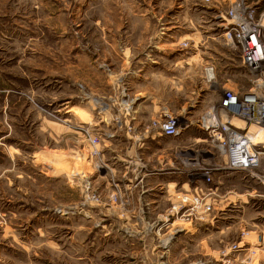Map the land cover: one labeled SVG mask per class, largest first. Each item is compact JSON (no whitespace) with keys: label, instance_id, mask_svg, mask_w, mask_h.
I'll use <instances>...</instances> for the list:
<instances>
[{"label":"rangeland","instance_id":"obj_1","mask_svg":"<svg viewBox=\"0 0 264 264\" xmlns=\"http://www.w3.org/2000/svg\"><path fill=\"white\" fill-rule=\"evenodd\" d=\"M248 1L259 17L264 0ZM229 5L0 0V264H263L264 198L247 193L264 185L247 172L214 165H224L225 158L207 152L216 151L198 126L204 111L218 105L222 86L247 89L257 77L225 35L229 24L222 14ZM208 64L215 67L216 89L205 79ZM152 82L168 101L155 103L159 108L147 126L164 113L190 120L197 112L190 126L202 139L186 135L184 155L217 168L209 187L218 196L215 225L159 221L177 198L164 199L163 209H141L137 187L134 203L124 202L136 209H118L110 198L113 180L123 187L135 176L136 159L154 170L137 145L121 169L101 148L117 132L133 143L136 134L145 139L132 116L135 95ZM167 143L176 146L173 139ZM179 169L186 170L183 162ZM88 187L101 204L88 198ZM235 243L241 248L229 251Z\"/></svg>","mask_w":264,"mask_h":264},{"label":"built area","instance_id":"obj_2","mask_svg":"<svg viewBox=\"0 0 264 264\" xmlns=\"http://www.w3.org/2000/svg\"><path fill=\"white\" fill-rule=\"evenodd\" d=\"M258 10V7L253 6L248 0H230L228 10L222 14L229 24L225 35L233 45L238 46L243 65L257 77L251 80L252 85L247 89L237 84L222 86L218 105H213L204 111L198 121V126L207 133L206 139L211 141L216 151L208 150L207 152L213 158L217 155L225 158L224 165L218 163L214 165L224 170L247 172L250 179L264 185V140H261L260 136L261 131L264 130V12L257 17ZM183 45L187 47L188 42H184ZM204 71L209 87L211 89L219 87L215 67L208 64L204 67ZM190 124L191 121L182 115L164 113L146 127V132L151 135L177 137ZM131 130L132 127L129 128V131ZM143 139L136 134L135 141L139 143ZM90 141L95 145L92 138ZM186 150L183 151L186 152ZM180 159L186 166L183 173H186L194 189L180 192L162 221H168L174 217L195 224L208 222L215 212L218 197L217 191L209 188L213 183V174L217 168L209 163L200 165V162L187 158L185 155H182ZM144 163L142 159L134 161L132 170L136 174L135 176L130 175L129 183L123 187L119 181L113 180L114 190L110 198L116 202L118 209H136L135 206L127 207L124 202L129 201L130 203L131 200L134 203L135 187L147 175L152 174L146 169ZM187 166H193V169H187ZM100 167L103 168L102 165ZM125 176L126 173L123 177ZM198 176H201L202 182H198L200 180ZM86 195L91 201L101 204L100 194L90 187L87 188ZM240 244L231 245L229 251L238 250L241 248Z\"/></svg>","mask_w":264,"mask_h":264},{"label":"crops","instance_id":"obj_3","mask_svg":"<svg viewBox=\"0 0 264 264\" xmlns=\"http://www.w3.org/2000/svg\"><path fill=\"white\" fill-rule=\"evenodd\" d=\"M146 82H148V80ZM139 94L140 95H135V99H138V97L139 99L137 103H135L132 119L134 120L133 124L139 133L145 134V139L143 142H140L139 144L137 142L133 143L130 141L131 137L124 134V132H117L115 138L104 139L101 148L106 159L109 161L113 159L114 162L110 163L121 169L125 159L128 157H133L135 153L137 154V145L138 152L144 156L145 160L150 163L152 167H154V170L152 174L148 175L141 183L137 184L135 194L136 204L141 209H163L164 207H161L160 204L164 199H173V201H175L180 192L192 191L194 189L193 184L189 182L185 173L179 172L182 161L179 159L178 154H185V151L183 150L187 144H183V142L186 135L190 139L197 138L198 136L192 133L191 126L178 137H163L148 134L145 130V126H147V124H149V122L154 118L156 114L155 108H159V106L155 105V103L168 101L164 97L168 94L160 95L159 90L154 87L153 82L147 84L145 91H140ZM160 108L162 110L165 108V110L169 111V107L164 104H162V107ZM195 114L196 115L194 116H197V112ZM194 116H190V120L193 121V118H195ZM107 124L111 125L110 122ZM198 138L200 140L202 139L201 136ZM170 139H173L174 143H176V146L168 145L169 142L167 143V140L169 141ZM253 193L257 194L254 195ZM247 194L250 196V198L255 196L264 198V190H258L257 188H253V192H248ZM242 202L246 204L249 201L242 199ZM165 213L166 212H162L158 214L159 221H162ZM218 214L219 212L214 215V219H211V225L218 223L220 219ZM240 222L248 223V221L244 219H242ZM187 232L188 231L185 233ZM195 232L196 230L191 231L193 235ZM182 236L185 237L186 234ZM261 252V260L264 264V247L261 248ZM164 257V255H161L162 263L165 262Z\"/></svg>","mask_w":264,"mask_h":264},{"label":"bare ground","instance_id":"obj_4","mask_svg":"<svg viewBox=\"0 0 264 264\" xmlns=\"http://www.w3.org/2000/svg\"><path fill=\"white\" fill-rule=\"evenodd\" d=\"M260 136H261V140H264V130L261 131Z\"/></svg>","mask_w":264,"mask_h":264}]
</instances>
